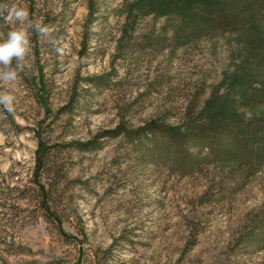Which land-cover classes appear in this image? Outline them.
<instances>
[{
    "label": "rangeland",
    "instance_id": "obj_1",
    "mask_svg": "<svg viewBox=\"0 0 264 264\" xmlns=\"http://www.w3.org/2000/svg\"><path fill=\"white\" fill-rule=\"evenodd\" d=\"M246 1L0 0L67 44L33 34L31 68L0 85L17 97L0 107V264H264V163L149 128L264 117L241 106L264 85V10L216 22Z\"/></svg>",
    "mask_w": 264,
    "mask_h": 264
},
{
    "label": "trees",
    "instance_id": "obj_2",
    "mask_svg": "<svg viewBox=\"0 0 264 264\" xmlns=\"http://www.w3.org/2000/svg\"><path fill=\"white\" fill-rule=\"evenodd\" d=\"M252 5L254 9L264 10V0H247L242 4H238L236 12H230L227 17V12L221 13L216 18L219 24L228 25L232 22H237L239 16L247 15L246 20L253 19ZM245 20V21H246ZM234 24V23H233ZM264 104V85L258 93L246 96L242 99L241 106L251 108L255 105ZM152 129L165 131L172 137L188 142L193 146L201 148H212L215 146V156L220 157L223 161H230L232 164H240L239 162L246 161L252 164L254 170H258L264 163V117L257 119H242L241 117H232L226 121L218 122L213 127H194L190 125L186 129L180 130L175 126H160L152 124L149 126ZM193 143V144H192ZM214 152V151H213ZM171 156H179L171 154ZM229 162V163H230ZM41 192L44 194V189L41 187ZM43 197V195H42Z\"/></svg>",
    "mask_w": 264,
    "mask_h": 264
},
{
    "label": "clouds",
    "instance_id": "obj_3",
    "mask_svg": "<svg viewBox=\"0 0 264 264\" xmlns=\"http://www.w3.org/2000/svg\"><path fill=\"white\" fill-rule=\"evenodd\" d=\"M0 19L6 24L14 25L6 36L0 39V85L15 83L21 73L31 68L33 34L51 45L59 55L65 54L67 44L62 45L61 40L55 36L56 27L45 24L40 19L31 18L26 6L16 3L0 4ZM85 59L80 58V63H84ZM16 100L13 92L0 89V107L9 115L15 113Z\"/></svg>",
    "mask_w": 264,
    "mask_h": 264
}]
</instances>
